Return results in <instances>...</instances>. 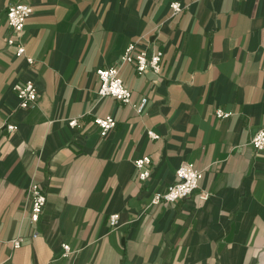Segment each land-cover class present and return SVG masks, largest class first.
<instances>
[{"label":"crops","instance_id":"1","mask_svg":"<svg viewBox=\"0 0 264 264\" xmlns=\"http://www.w3.org/2000/svg\"><path fill=\"white\" fill-rule=\"evenodd\" d=\"M171 1L0 0V264H264V150L250 145L264 128V0H176L174 16ZM16 3L32 9L20 37L32 64L5 41ZM131 43L163 52L157 76L120 67L141 113L97 96L95 71ZM26 81L38 98L21 109L12 86ZM105 116L116 126L101 138ZM143 156L146 181L133 166ZM182 163L202 172L198 188L151 206ZM32 184L46 195L36 225Z\"/></svg>","mask_w":264,"mask_h":264},{"label":"built area","instance_id":"2","mask_svg":"<svg viewBox=\"0 0 264 264\" xmlns=\"http://www.w3.org/2000/svg\"><path fill=\"white\" fill-rule=\"evenodd\" d=\"M171 10V16H174L184 9V6L176 0L169 3ZM32 9L28 4L16 3L8 6L6 11V21L11 28L15 38H7L5 41L9 47L14 49L16 57H23L28 64L33 63V59L25 55V48L21 43L20 37L23 33L25 23L30 17ZM136 45L131 43L125 49L123 55L120 58L119 66L98 68L95 71V75L99 80V88L97 96L99 98L112 97L115 100L125 105L135 107L137 113H141L145 104L146 98H142L138 106L132 105L131 92L124 86L122 79L119 75L120 67L125 64H134L138 74H145L152 72L156 76L159 75L161 70V59L163 52L155 50L148 53L146 50L141 49L138 52H134ZM155 82V81H154ZM12 90L15 92L18 100L19 107L21 109H28L32 107L38 98L37 90L34 82L26 81L24 83H16L12 86ZM231 114L221 109L215 111V117L218 119H226ZM94 124L99 128V135L101 138L107 136V134L116 126V121L112 116L97 117L94 119ZM70 127L77 126V119L72 118L68 120ZM7 132H13L17 129L14 124H6ZM148 136L152 139H158V136L149 131ZM250 145L257 151L264 150V128L257 130L250 138ZM151 160L149 156H143L133 161V166L137 172V177L140 181H146L150 176ZM176 180L169 185L165 192L156 193L151 201V206L167 205L178 200L186 199L191 193L198 188L199 181L202 179L203 174L201 171L194 168L191 163H182L175 171ZM29 198V210L27 214V220L30 225H36L41 217L44 206L46 204V195L44 194L41 186L38 184H32L28 188ZM208 194H201V199L206 200ZM118 219V214H112L108 218V223L111 227H114ZM38 236L35 231L31 234L32 238ZM24 242V238L17 237L9 241V244L13 248H19ZM64 250V257H67L71 252L67 244L62 246Z\"/></svg>","mask_w":264,"mask_h":264}]
</instances>
